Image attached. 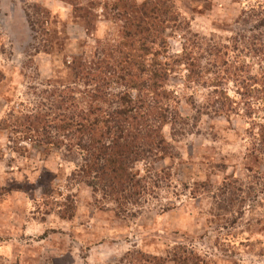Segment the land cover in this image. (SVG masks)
<instances>
[{"label":"rangeland","instance_id":"374dc122","mask_svg":"<svg viewBox=\"0 0 264 264\" xmlns=\"http://www.w3.org/2000/svg\"><path fill=\"white\" fill-rule=\"evenodd\" d=\"M262 1L0 0V264H145L180 250L193 254L192 264H264V197L240 199L254 168L250 126L240 116L213 115L212 90L187 83L186 67L167 86L187 125L164 130L176 158L134 167L152 194L125 215L73 179L78 153L38 152L11 119L50 107L64 88L83 90L73 58L96 61L108 47L106 55L119 57L126 30L164 4L176 56L188 40L232 44L253 29L239 22L244 10Z\"/></svg>","mask_w":264,"mask_h":264},{"label":"trees","instance_id":"16d2710c","mask_svg":"<svg viewBox=\"0 0 264 264\" xmlns=\"http://www.w3.org/2000/svg\"><path fill=\"white\" fill-rule=\"evenodd\" d=\"M163 9L144 14L132 31L126 30L119 57L106 55L111 50L108 47L103 51L106 57L96 61L73 58L70 66L75 85L83 90L64 88L61 94L51 95L55 103L50 107L19 111L11 119H17L26 142L34 144L38 152L48 157L55 150L78 153L82 163L73 179L125 215L152 194L148 179L137 176L134 167L150 159L161 166L176 158L164 130L181 126L185 131L187 125L167 86L172 74L186 67L187 83L212 90L213 115L229 121L240 116L247 121L254 168L249 186L240 188L245 197L239 198L245 204L253 196L264 197V1L244 10L239 22L253 29L239 33L232 44L188 40L190 45L176 56L169 55L166 4ZM179 28L182 30L181 25ZM112 84L120 85L124 92H112ZM237 202L232 198L229 204L234 207ZM186 254L180 250L170 261L147 257L145 264H192L193 254Z\"/></svg>","mask_w":264,"mask_h":264}]
</instances>
